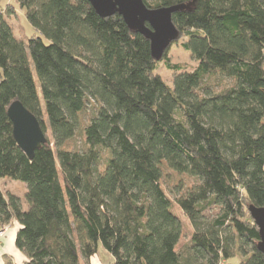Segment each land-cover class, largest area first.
I'll use <instances>...</instances> for the list:
<instances>
[{
  "label": "trees",
  "instance_id": "trees-1",
  "mask_svg": "<svg viewBox=\"0 0 264 264\" xmlns=\"http://www.w3.org/2000/svg\"><path fill=\"white\" fill-rule=\"evenodd\" d=\"M144 1L184 6L174 42L198 63L167 59L172 85L150 40L89 0H17L39 33L27 43L0 12V179L27 184L26 208L0 185V229L20 224L25 264H90L101 245L112 264H264L249 211L264 206V0ZM219 78L231 83L215 90ZM16 100L47 137L33 158L14 137ZM164 166L198 183L174 201ZM178 207L193 228L182 247Z\"/></svg>",
  "mask_w": 264,
  "mask_h": 264
},
{
  "label": "water",
  "instance_id": "water-1",
  "mask_svg": "<svg viewBox=\"0 0 264 264\" xmlns=\"http://www.w3.org/2000/svg\"><path fill=\"white\" fill-rule=\"evenodd\" d=\"M103 17L119 13L130 29L145 35L151 42L156 60H161L166 49L179 39L180 31L173 14L183 5L151 8L144 0H89ZM13 123L14 137L20 148L33 158L37 149L47 142V137L37 117L24 104L16 100L8 109ZM249 211L259 228L258 249L264 253V206L250 205Z\"/></svg>",
  "mask_w": 264,
  "mask_h": 264
},
{
  "label": "rangeland",
  "instance_id": "rangeland-1",
  "mask_svg": "<svg viewBox=\"0 0 264 264\" xmlns=\"http://www.w3.org/2000/svg\"><path fill=\"white\" fill-rule=\"evenodd\" d=\"M8 5H12L16 7V12L7 15L4 11L6 10ZM0 12H3L4 19L11 24L15 35L25 41L28 42L29 38L35 35H39V33L33 28V26L27 20L25 15V11L20 8L17 0H0ZM46 42H49L46 38H44ZM167 57L164 60H160L157 62L156 72L161 74L162 77L166 80V82L170 85L173 84V80L175 77V72L169 69L166 65V60L168 59L171 63H177L185 66L189 70H192L195 66H197L198 61L193 59L190 53L183 48L180 42H174L171 44L170 49L167 53ZM33 72L35 75V79L38 85V89L40 92V81L36 70L33 67ZM231 83L230 78H219L212 86L213 89L217 90V88H221L225 85ZM203 93V90H202ZM91 112H86L82 118L88 120V115ZM80 128L78 130L77 135L71 140L74 148L82 149L84 146L82 136L79 134ZM164 186L167 189L168 194L174 201H177V198L180 197L183 193H186L188 187L193 186L198 183V180L186 173L179 174L176 171L172 170L168 166H164ZM0 185L4 189V191L9 194H15L19 196L26 208L25 202V192L27 190V184L25 182L14 180L11 178H1ZM178 212L183 218L184 221V234L182 240L180 242V247H182L185 243L190 240L191 232L193 231L192 225L189 222L186 215L182 212V210L178 207ZM219 211L218 207L209 208L205 212V219H212L216 213ZM9 227V226H6ZM5 236V235H4ZM3 236V237H4ZM2 237V238H3ZM2 238H0V244L2 243ZM14 247V246H13ZM243 249L246 251L251 250V244L245 242L243 244ZM3 262L5 264H25L26 258L24 254L15 247L14 253H2ZM241 260L240 254H236L234 257L230 258L227 261H223L222 264H239ZM113 258L110 253L101 245L100 250L97 255L94 256V260L90 261V264H112Z\"/></svg>",
  "mask_w": 264,
  "mask_h": 264
},
{
  "label": "crops",
  "instance_id": "crops-1",
  "mask_svg": "<svg viewBox=\"0 0 264 264\" xmlns=\"http://www.w3.org/2000/svg\"><path fill=\"white\" fill-rule=\"evenodd\" d=\"M20 228V224L17 221L12 222L9 227L6 229V234L2 238V243L0 244V264H5L3 262L2 253H14L15 250V238L18 229ZM14 246V247H13ZM94 260V257L92 258V261Z\"/></svg>",
  "mask_w": 264,
  "mask_h": 264
},
{
  "label": "built area",
  "instance_id": "built-area-1",
  "mask_svg": "<svg viewBox=\"0 0 264 264\" xmlns=\"http://www.w3.org/2000/svg\"><path fill=\"white\" fill-rule=\"evenodd\" d=\"M6 229L7 227L0 229V238H2L6 234Z\"/></svg>",
  "mask_w": 264,
  "mask_h": 264
}]
</instances>
